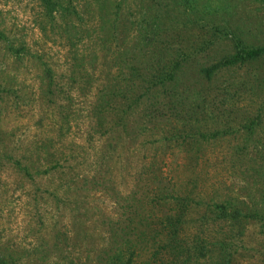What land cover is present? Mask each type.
<instances>
[{"label":"rangeland","instance_id":"obj_1","mask_svg":"<svg viewBox=\"0 0 264 264\" xmlns=\"http://www.w3.org/2000/svg\"><path fill=\"white\" fill-rule=\"evenodd\" d=\"M104 1L58 0L59 6L48 16L40 0H0V260L8 264H22L23 254L36 247L38 237L50 236L54 211L49 192L59 175L54 174L56 171L45 174L44 170L58 162L64 169L71 166L84 172L100 148L102 138L94 125V118L103 120L100 106L94 104L98 88L111 78L119 87L134 80V76H128L130 66H137V73L142 74L140 67L147 59L144 52L148 53L137 42L138 27L146 33L153 15L164 27L172 28L168 31L170 41L176 45L209 35L208 29L195 31L188 26L186 18L195 19L190 14L196 9L190 12L192 4L188 6L182 0ZM99 4L106 8L99 11ZM194 5L211 12L212 20L241 29L246 45H264V0H196ZM207 18L199 22L205 23ZM182 21L187 27L179 29L176 26ZM111 25H115L113 29ZM162 25L159 26L165 32ZM117 46L129 49L120 69L109 66L116 54L122 57L113 53ZM230 50L229 36L219 37L187 63L190 67L208 65ZM237 71L221 70L213 83L226 87ZM146 104L145 98L143 105ZM214 122L215 129L226 131V111ZM126 123L128 128L130 123ZM121 136L115 141L116 151L120 157L128 158L122 168L133 170L138 154L146 156L153 143L142 142L141 136ZM156 138L158 135L151 140ZM234 142L231 135L223 132L201 143L199 158L189 168L184 167L183 146L164 148L165 166L183 183L193 179L198 192L194 201L200 202L195 207L199 208L197 215L203 210L202 202H219L225 198L223 194L237 198L239 206V202L254 204L258 210L256 218L241 221L232 229L226 227L223 243L212 259L186 264H215L220 250L226 256L224 264H264V198L259 199L264 196V174L251 170L235 177L228 175V152ZM123 172L117 178L119 188L127 183ZM36 198L44 202L38 203ZM90 203L111 215L112 204L105 196L94 194ZM31 255L34 259L39 254ZM51 261L48 258L46 263L55 264Z\"/></svg>","mask_w":264,"mask_h":264},{"label":"trees","instance_id":"obj_2","mask_svg":"<svg viewBox=\"0 0 264 264\" xmlns=\"http://www.w3.org/2000/svg\"><path fill=\"white\" fill-rule=\"evenodd\" d=\"M182 1L192 4L188 7L190 12L196 9L190 14L195 19L186 18L188 26L195 31L208 29L209 35L176 45L170 41L168 31L172 28L164 27L153 15L146 33L138 27L137 42L148 53L142 51L147 58L140 67L142 74L137 73V66H130L128 76H134V80L119 87L111 78L98 88L94 104L100 106L103 120L94 118V125L102 141L84 172L71 166L64 169L58 162L44 170L45 174L56 171L54 174L59 175L49 192L54 211L50 236H39L36 247L30 250L39 255L32 259V253L25 251L22 264H47L48 258L55 264H186L201 258L209 260L222 245L226 227L232 229L237 223L258 216L254 204L239 202V206L237 198L224 194L219 202H202L203 210L197 215L199 208L195 207L200 202L194 201L198 192L193 179L183 183L165 166L166 146H183L184 167L189 168L199 158L201 143L224 132L235 140L228 152V175L235 177L251 170L264 174V45H246L241 29L212 20L211 12L195 7L196 0ZM40 2L48 16L59 6L58 0ZM105 8L99 4V11ZM205 16V23H200ZM186 22L176 27L183 29ZM227 36L231 50L225 55L208 65H188L193 56L204 53L217 38ZM128 50L117 46L112 52L122 57L116 54L109 66L120 69ZM225 69L240 71L222 90L213 83V77ZM145 98L148 104L143 105ZM225 111L229 123L226 131L215 129L214 121ZM126 120L130 123L128 128ZM121 134L133 139L141 136L142 142L153 143L146 156L138 154L133 170L122 168L128 158L120 157L116 151L115 141ZM154 135L158 138L151 140ZM114 165H118L117 169ZM121 171L127 181L123 188L117 181ZM94 194L110 200L111 215L90 203ZM263 198L260 195L259 199ZM36 201L44 202L41 198ZM215 257V264L226 262L221 250ZM0 263L8 264L2 260Z\"/></svg>","mask_w":264,"mask_h":264}]
</instances>
